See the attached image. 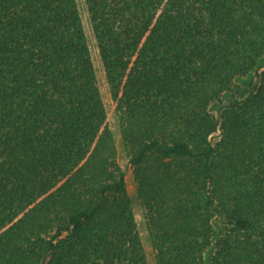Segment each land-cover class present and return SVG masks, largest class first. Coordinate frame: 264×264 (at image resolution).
Masks as SVG:
<instances>
[{
  "label": "trees",
  "instance_id": "trees-1",
  "mask_svg": "<svg viewBox=\"0 0 264 264\" xmlns=\"http://www.w3.org/2000/svg\"><path fill=\"white\" fill-rule=\"evenodd\" d=\"M85 1L156 263L264 264V0ZM117 156L77 0H0V264H149Z\"/></svg>",
  "mask_w": 264,
  "mask_h": 264
},
{
  "label": "rangeland",
  "instance_id": "rangeland-1",
  "mask_svg": "<svg viewBox=\"0 0 264 264\" xmlns=\"http://www.w3.org/2000/svg\"><path fill=\"white\" fill-rule=\"evenodd\" d=\"M77 2L79 5L83 25L85 28V33H86L88 43L91 49V53H92V57H93V61H94L95 69H96L97 79H98V85L101 90V94H102V97H103V100L106 106L109 125L113 131L115 142L117 144V150H118L117 158H118L120 165L125 171L129 196L132 201V206H133L136 219L138 222L139 231L142 236L143 244H144V247L147 253L148 262L149 264H157L155 251L150 241L146 219H145V214H144V209L140 201L137 184L133 176V172H132V168L129 163V160H128V156L123 146L121 132H120V125H119V120H118V116H117L116 109H115V104L112 99L111 90H110V86L107 81L105 68H104V65H103V62L100 56L97 41H96L93 29H92V25L90 22L87 4L85 0H77ZM242 89L240 90L236 87L234 88V93L236 97L241 96ZM215 108L216 107L212 105L211 111L212 113L217 114V110ZM213 140L214 141L218 140V136L214 137ZM214 226H215L216 236L220 235L226 229V225L223 224V221L220 218L215 220Z\"/></svg>",
  "mask_w": 264,
  "mask_h": 264
}]
</instances>
